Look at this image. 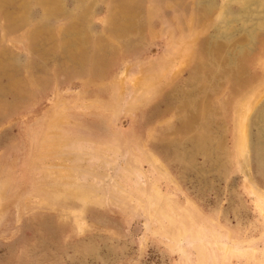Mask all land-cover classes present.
<instances>
[{
	"label": "rangeland",
	"instance_id": "1",
	"mask_svg": "<svg viewBox=\"0 0 264 264\" xmlns=\"http://www.w3.org/2000/svg\"><path fill=\"white\" fill-rule=\"evenodd\" d=\"M0 264H264V0H0Z\"/></svg>",
	"mask_w": 264,
	"mask_h": 264
}]
</instances>
